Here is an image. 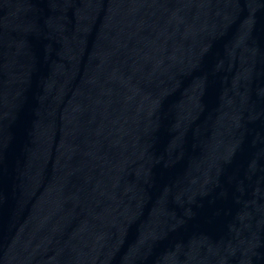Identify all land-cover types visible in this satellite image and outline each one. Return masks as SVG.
<instances>
[{
	"label": "water",
	"instance_id": "1",
	"mask_svg": "<svg viewBox=\"0 0 264 264\" xmlns=\"http://www.w3.org/2000/svg\"><path fill=\"white\" fill-rule=\"evenodd\" d=\"M101 264H264V0H155Z\"/></svg>",
	"mask_w": 264,
	"mask_h": 264
}]
</instances>
